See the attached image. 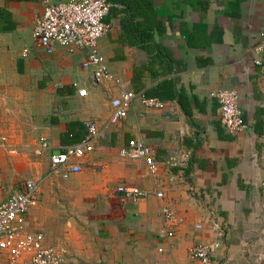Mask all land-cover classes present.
<instances>
[{"label": "crops", "instance_id": "0c3cea01", "mask_svg": "<svg viewBox=\"0 0 264 264\" xmlns=\"http://www.w3.org/2000/svg\"><path fill=\"white\" fill-rule=\"evenodd\" d=\"M110 1L111 30L98 49L119 83L137 93L115 125L120 85L95 82L84 51L58 46L49 54L34 45L40 0H0V202L27 179L40 181L25 229L44 232L70 260L201 264L192 248L221 235L212 264H264V63H255L264 52L254 50L264 0H154L159 27L145 42L137 28L144 18ZM167 79H176L175 93H187L190 116L178 99L157 95ZM226 88L239 91L251 124L237 134L220 118L215 94ZM143 96L165 106L148 108ZM92 121L103 133L81 159L82 172L53 173L51 151L80 142ZM43 136L49 150L40 148ZM131 139L155 152L154 170L130 156ZM123 184L165 196L134 203L117 192ZM165 205L179 217L174 237L165 233Z\"/></svg>", "mask_w": 264, "mask_h": 264}, {"label": "built area", "instance_id": "2783aa9c", "mask_svg": "<svg viewBox=\"0 0 264 264\" xmlns=\"http://www.w3.org/2000/svg\"><path fill=\"white\" fill-rule=\"evenodd\" d=\"M43 5L42 13L36 18L33 27V41L37 47H43L49 54L56 52L62 46L74 53L84 51L87 56L84 67L92 72L95 82L114 80L120 85L119 95L112 100L113 111L109 124L115 125L126 119L129 107L137 97V93L127 90L119 83L110 70L106 59L98 49V42L111 30V23L106 18L110 14L113 3L110 0H40ZM257 53L264 52V30L260 32V40L254 47ZM25 52H28L26 49ZM255 63L262 65L263 59L256 58ZM87 89L79 91L87 95ZM215 97L219 102V113L224 128L230 133L237 134L246 130L249 122L245 120L241 106V96L237 89L226 88L219 90ZM148 108H163L165 101L160 98L143 96ZM103 133L95 121L86 125L82 140L60 150L51 151V171L82 172L81 159L95 150L96 142ZM40 148L49 150V140L43 136ZM129 154L134 158L144 159L149 168H156L155 152L150 146L139 139L129 141ZM41 192V183L33 178L27 179L23 186L15 189L0 202V264H88L80 260H70L66 249L49 244L47 236L42 231L31 232L25 229L24 220L36 205ZM117 192L134 203L152 196L164 198L161 191L149 188L123 184ZM165 223L168 225L166 234L175 236V228L179 217L170 206L162 209ZM203 229V225H197ZM220 235L215 241L199 242L191 251V256L201 264H212V258L221 246Z\"/></svg>", "mask_w": 264, "mask_h": 264}, {"label": "trees", "instance_id": "16d2710c", "mask_svg": "<svg viewBox=\"0 0 264 264\" xmlns=\"http://www.w3.org/2000/svg\"><path fill=\"white\" fill-rule=\"evenodd\" d=\"M120 1V0H119ZM154 0H121L125 3L131 12V17H143L144 20L138 22V34L141 42H145L152 38V30L159 27L158 11L153 6ZM140 42V43H141ZM176 79H167L158 85L157 88L163 90V93H157L162 99H178L183 106L187 115L190 116V101L185 90L175 93L172 90ZM161 92V91H160ZM148 95V94H147Z\"/></svg>", "mask_w": 264, "mask_h": 264}, {"label": "rangeland", "instance_id": "374dc122", "mask_svg": "<svg viewBox=\"0 0 264 264\" xmlns=\"http://www.w3.org/2000/svg\"><path fill=\"white\" fill-rule=\"evenodd\" d=\"M88 203L90 204V200L88 201ZM93 216H95V214H93Z\"/></svg>", "mask_w": 264, "mask_h": 264}]
</instances>
